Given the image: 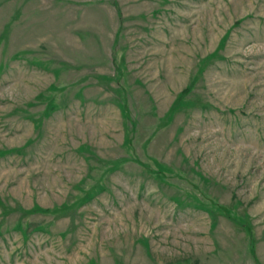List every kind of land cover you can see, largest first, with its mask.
I'll return each mask as SVG.
<instances>
[{
    "label": "rangeland",
    "instance_id": "374dc122",
    "mask_svg": "<svg viewBox=\"0 0 264 264\" xmlns=\"http://www.w3.org/2000/svg\"><path fill=\"white\" fill-rule=\"evenodd\" d=\"M0 264H264V0H0Z\"/></svg>",
    "mask_w": 264,
    "mask_h": 264
}]
</instances>
